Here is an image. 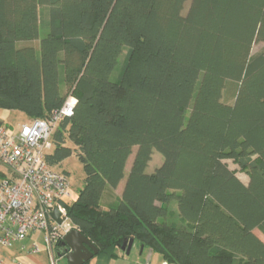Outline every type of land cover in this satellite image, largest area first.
Masks as SVG:
<instances>
[{"label":"trees","instance_id":"16d2710c","mask_svg":"<svg viewBox=\"0 0 264 264\" xmlns=\"http://www.w3.org/2000/svg\"><path fill=\"white\" fill-rule=\"evenodd\" d=\"M185 2L0 0V108L46 119L74 97L44 158L80 162L64 205L97 256L133 238L168 264H264V0Z\"/></svg>","mask_w":264,"mask_h":264},{"label":"built area","instance_id":"2783aa9c","mask_svg":"<svg viewBox=\"0 0 264 264\" xmlns=\"http://www.w3.org/2000/svg\"><path fill=\"white\" fill-rule=\"evenodd\" d=\"M74 104L69 96L49 118L21 122L15 130L0 123V164L6 168L0 175V264H21L2 254L15 244L26 255L38 254L43 246L48 264H57L55 245L73 228L64 205L69 181L63 171L46 163L44 155L56 122L69 116ZM54 208L60 223L50 216ZM33 234H39L38 242L27 243Z\"/></svg>","mask_w":264,"mask_h":264},{"label":"rangeland","instance_id":"374dc122","mask_svg":"<svg viewBox=\"0 0 264 264\" xmlns=\"http://www.w3.org/2000/svg\"><path fill=\"white\" fill-rule=\"evenodd\" d=\"M189 1L190 0H186L183 12L186 11L188 4H189ZM263 47H264V41L255 42L252 45L251 53L254 54V53L260 51ZM124 53H125V51H123V53L119 56L118 64H117V68L115 70L114 76H117L118 71L122 65ZM63 92L64 93L67 92L66 87L63 88ZM234 93H235V85L230 84L223 94V100L226 101L227 103H232L233 99H234L233 98ZM0 119L3 122V125L5 127H7L9 130H15L21 122H24L26 117H25L24 113H22L18 110H9V109L0 108ZM135 151H136V148L134 147L132 154L129 156V158L126 162L125 174L129 170V167H130V164L132 162ZM162 161H163L162 154L159 153L158 151L154 150L152 155H151V159L148 163V166L146 168V172L152 173L162 163ZM225 162L227 163L228 167L231 170H234L236 172V175L240 178V180L242 182H244V183L247 182L248 177H247L246 173L240 171L237 164H235L231 159H226ZM54 169L60 170V171H65L68 173L69 196L67 197V200L71 201L72 199H74L76 197L79 189L82 187V184H83L84 174H83V170H82V166H81L80 162L78 161V159L74 155H71L70 157H68L67 159H65L62 162L60 167H55ZM170 209H171L170 217L172 218V220H176L177 219V213H176V207H175L174 202L171 203ZM254 233L264 241V236L262 235V233L258 229H255ZM42 251H44L43 246H41L40 252H42ZM62 262L67 263L66 259H62Z\"/></svg>","mask_w":264,"mask_h":264},{"label":"crops","instance_id":"0c3cea01","mask_svg":"<svg viewBox=\"0 0 264 264\" xmlns=\"http://www.w3.org/2000/svg\"><path fill=\"white\" fill-rule=\"evenodd\" d=\"M27 120L29 119L26 117L24 121ZM0 123L3 124L1 119ZM5 171L6 168L0 164V175H2ZM123 185L124 180H122L115 189V194L117 196H120ZM39 237V234H33L26 240V242H38ZM115 253V257H110L107 254L97 256L96 254L84 264H161L163 261L162 257L157 252L142 245L138 241H133L129 254L123 253L119 248ZM2 254L9 260H17L21 264H48V258L44 251L34 255H26L19 250L18 244H15L10 251L2 252ZM62 259H65V257L59 256L57 259V264H67L62 262Z\"/></svg>","mask_w":264,"mask_h":264},{"label":"water","instance_id":"95a60500","mask_svg":"<svg viewBox=\"0 0 264 264\" xmlns=\"http://www.w3.org/2000/svg\"><path fill=\"white\" fill-rule=\"evenodd\" d=\"M50 216L60 223L61 220L56 208L50 212ZM133 241V238H126L118 248L123 253L129 254ZM63 244L67 250L64 255L67 264H84L98 253V249L75 228H71L64 235ZM58 256H61V254L58 253Z\"/></svg>","mask_w":264,"mask_h":264}]
</instances>
